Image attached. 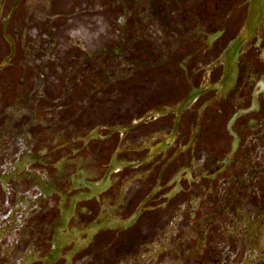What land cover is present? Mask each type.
<instances>
[{
  "label": "flooded vegetation",
  "instance_id": "flooded-vegetation-1",
  "mask_svg": "<svg viewBox=\"0 0 264 264\" xmlns=\"http://www.w3.org/2000/svg\"><path fill=\"white\" fill-rule=\"evenodd\" d=\"M7 1L0 264H264V1Z\"/></svg>",
  "mask_w": 264,
  "mask_h": 264
},
{
  "label": "rangeland",
  "instance_id": "rangeland-1",
  "mask_svg": "<svg viewBox=\"0 0 264 264\" xmlns=\"http://www.w3.org/2000/svg\"><path fill=\"white\" fill-rule=\"evenodd\" d=\"M36 5L38 6H42V9L46 6L49 7L50 4L49 2L51 0H33ZM56 1V3H54V8H58L57 7V2L58 0H54ZM91 0H86L85 4L81 6L82 0H64L62 1L60 5V8L62 11L64 12H69L72 10V8L75 6L76 2L79 3V7H84L83 9L86 10V14H91L87 11V9H89V5H91L92 10H94L93 16L94 17H88L85 18V28L88 29V24H93L94 27L96 28L95 30V40L97 43L103 44L106 43L107 40H110L111 42H117L118 40V36H120L121 33V28L124 26L123 25V20L122 18H114L113 16H111V11H113V9H109V8H113V4H115L116 0H111L112 1V5H105L108 0H94L91 4H90ZM10 8V5L8 6V1L6 0L5 2V6H4V13L6 11H8V9ZM81 8V9H82ZM144 8H146V4L144 6ZM156 16L155 14H150L148 15L147 13H145L142 17H140V23L143 25V27H147L150 31V33L148 34L149 37H155L157 36L158 38H160V29L164 28L166 26V24H164L163 22L160 21V17ZM52 19H48V21H50ZM65 21H67V18L64 19ZM82 20V19H81ZM81 34H73V36H75L76 38H79L80 41L82 42H88V35L87 32L85 31H81ZM83 32H85V34H83ZM72 34V33H71Z\"/></svg>",
  "mask_w": 264,
  "mask_h": 264
},
{
  "label": "water",
  "instance_id": "water-1",
  "mask_svg": "<svg viewBox=\"0 0 264 264\" xmlns=\"http://www.w3.org/2000/svg\"><path fill=\"white\" fill-rule=\"evenodd\" d=\"M2 5H3V0L1 2V6H0V12L2 10ZM252 28H253V25H250L249 23H247L245 28L243 29L242 33L240 34V36L232 42L230 48L233 51L234 58L236 57L239 48L247 41Z\"/></svg>",
  "mask_w": 264,
  "mask_h": 264
}]
</instances>
